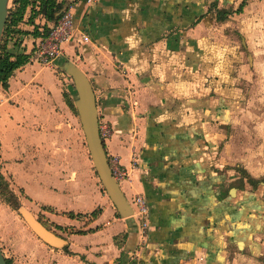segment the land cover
<instances>
[{
	"label": "crops",
	"instance_id": "1",
	"mask_svg": "<svg viewBox=\"0 0 264 264\" xmlns=\"http://www.w3.org/2000/svg\"><path fill=\"white\" fill-rule=\"evenodd\" d=\"M213 1H74L60 59L91 82L112 130L107 158L128 174L119 186L148 203L144 236L99 179L93 195L76 191L62 168L72 86L26 64L0 86V174L70 239L55 264H264V0H218L230 11L222 22ZM50 26L28 5L5 50L28 55ZM238 169L259 187L239 183Z\"/></svg>",
	"mask_w": 264,
	"mask_h": 264
},
{
	"label": "rangeland",
	"instance_id": "2",
	"mask_svg": "<svg viewBox=\"0 0 264 264\" xmlns=\"http://www.w3.org/2000/svg\"><path fill=\"white\" fill-rule=\"evenodd\" d=\"M12 7L13 3H11V8ZM67 61L71 60H66L54 67L53 65L44 66L39 63H31L28 59L26 65L35 66L40 69H53L55 72H51L55 76L58 86L65 90L67 87L66 85H71L72 87L70 89L74 92L72 80L62 68V64ZM63 137L62 149L64 155V165L62 168L68 171L70 177L71 175L73 176L76 191L81 189L84 193L93 195L97 190V186H100L102 183L95 171L77 113L73 131L70 130L65 132ZM88 159L91 161V176L88 175V170L86 168V161ZM96 179H99L100 181V183L96 182L97 186L94 182L97 181ZM10 189L16 195V199L12 198L10 194L0 197V248L5 258L9 260L11 264H55L56 262L53 258V251H66L67 247H69L70 239L64 236V234L52 229L48 222L38 215L36 208L33 205H25L23 203L24 195H21L19 192H15L11 185ZM15 204L17 205L14 206ZM25 214H29L32 218L43 224L67 244L64 247L55 248L45 243L33 231L26 220ZM83 232V230H78L77 233L81 234Z\"/></svg>",
	"mask_w": 264,
	"mask_h": 264
},
{
	"label": "water",
	"instance_id": "3",
	"mask_svg": "<svg viewBox=\"0 0 264 264\" xmlns=\"http://www.w3.org/2000/svg\"><path fill=\"white\" fill-rule=\"evenodd\" d=\"M11 3H13V0H0V45L10 14ZM62 68L72 80L74 106L80 119L95 171L105 192L120 215L124 218L131 217L134 214L133 208L113 176L106 155L104 141L100 136L97 102L91 82L87 75L72 61L63 63ZM25 217L33 231L48 245L60 248L67 244L29 214H25ZM0 264H8L1 248Z\"/></svg>",
	"mask_w": 264,
	"mask_h": 264
},
{
	"label": "built area",
	"instance_id": "4",
	"mask_svg": "<svg viewBox=\"0 0 264 264\" xmlns=\"http://www.w3.org/2000/svg\"><path fill=\"white\" fill-rule=\"evenodd\" d=\"M74 1L75 0H69L67 7L62 9L61 13L57 14L55 20L51 21V26L47 31H40V36L36 39L33 49L28 54V59L31 63L51 66L63 56L64 47L71 41L76 31L74 26ZM94 1L95 0H87L88 3ZM31 7L35 11L40 12L41 4L37 0L34 7ZM42 17L45 16L42 14ZM80 37L85 42L89 41V37L85 33H80ZM99 131L103 140L107 139L112 134V130L107 123L99 122ZM108 162L117 182L127 178L128 174L119 164L117 158H109ZM129 203L133 208V217L139 224L141 235L144 236L149 222L148 203L141 195H136L129 201Z\"/></svg>",
	"mask_w": 264,
	"mask_h": 264
},
{
	"label": "trees",
	"instance_id": "5",
	"mask_svg": "<svg viewBox=\"0 0 264 264\" xmlns=\"http://www.w3.org/2000/svg\"><path fill=\"white\" fill-rule=\"evenodd\" d=\"M37 0H13V7L10 9V14L8 17V21L6 24V28L4 31L3 39L0 45V86H2L4 89L8 88V81L13 75V73L20 68L21 66L25 65L27 63L28 57L27 55H24L23 53H8L5 50V46L7 44L6 40L7 37L11 31V29L15 28L16 25L22 20L23 14L27 8V6H33L36 3ZM41 4L40 13L43 14L48 20L53 21L57 18V14L62 12V4H57L56 0H46ZM212 7L216 10V18L217 21L222 22L225 21L228 15L230 14L229 10L226 9H219L218 8V0H214L212 3ZM242 8L239 9V11ZM18 41L15 43V45H18ZM14 57V59H12ZM61 59H58L59 61ZM66 60H61L60 64ZM71 107L76 112V109L72 102H69ZM77 113V112H76ZM240 172V179L239 183L244 182V185H249L252 188L259 187L261 181L255 180L252 177H250L243 169H238ZM264 182V180H263ZM10 194V196L14 199H16V195L13 193V191L10 189V185L8 181L0 174V197ZM15 204L14 206H16ZM99 212L95 211L93 212V216H96ZM67 251V250H66ZM7 260V259H6ZM8 264H11L9 260H7Z\"/></svg>",
	"mask_w": 264,
	"mask_h": 264
},
{
	"label": "clouds",
	"instance_id": "6",
	"mask_svg": "<svg viewBox=\"0 0 264 264\" xmlns=\"http://www.w3.org/2000/svg\"><path fill=\"white\" fill-rule=\"evenodd\" d=\"M217 56H218V57H222V56H223V52H222V51H221V52H218V53H217Z\"/></svg>",
	"mask_w": 264,
	"mask_h": 264
}]
</instances>
